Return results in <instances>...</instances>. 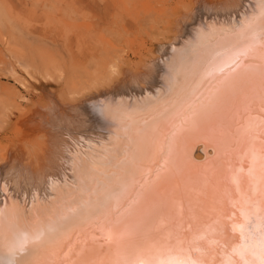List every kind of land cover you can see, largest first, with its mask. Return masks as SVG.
Returning <instances> with one entry per match:
<instances>
[{
  "label": "bare ground",
  "instance_id": "bare-ground-1",
  "mask_svg": "<svg viewBox=\"0 0 264 264\" xmlns=\"http://www.w3.org/2000/svg\"><path fill=\"white\" fill-rule=\"evenodd\" d=\"M226 2L218 15L229 27L209 25L206 46H165L171 70L157 63L145 85L124 90L130 110L114 108L109 144L89 151L105 160H75L91 169L80 171L83 196H68L26 250L12 255V239L5 264H262L264 0Z\"/></svg>",
  "mask_w": 264,
  "mask_h": 264
},
{
  "label": "rangeland",
  "instance_id": "rangeland-1",
  "mask_svg": "<svg viewBox=\"0 0 264 264\" xmlns=\"http://www.w3.org/2000/svg\"><path fill=\"white\" fill-rule=\"evenodd\" d=\"M226 1L0 0V252L8 246L0 264L11 250L38 242L42 223L68 196H83L79 179L91 169L85 165L81 174L75 160L91 156V168L105 160L95 153L110 142L115 111L131 108L125 91L145 85V69L159 71L158 63V73H166L173 67L171 55L159 57L160 51L179 38L206 46L211 25L229 27L218 15ZM197 15L198 23L189 25ZM70 145L77 151L66 161L61 153Z\"/></svg>",
  "mask_w": 264,
  "mask_h": 264
},
{
  "label": "snow or ice",
  "instance_id": "snow-or-ice-1",
  "mask_svg": "<svg viewBox=\"0 0 264 264\" xmlns=\"http://www.w3.org/2000/svg\"><path fill=\"white\" fill-rule=\"evenodd\" d=\"M260 242L261 246L264 247V232L261 233ZM141 264H144V262H141ZM262 264H264V261H262Z\"/></svg>",
  "mask_w": 264,
  "mask_h": 264
}]
</instances>
